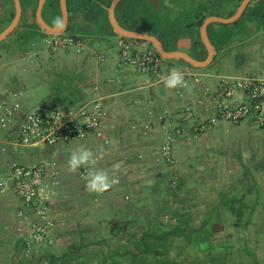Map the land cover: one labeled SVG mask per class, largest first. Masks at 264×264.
I'll return each mask as SVG.
<instances>
[{
  "label": "crops",
  "instance_id": "0c3cea01",
  "mask_svg": "<svg viewBox=\"0 0 264 264\" xmlns=\"http://www.w3.org/2000/svg\"><path fill=\"white\" fill-rule=\"evenodd\" d=\"M121 1L116 8L121 17L120 19L117 15L120 23L123 20L138 25L140 18L132 22L127 17V10L130 9L137 14L141 12L149 22V24L145 22L141 30L152 32L160 39L162 35L164 46L186 51L199 59H205L208 55V48L201 33L203 23L198 24L200 19L204 16L229 17L236 12L242 2V0H125L121 5ZM40 2L41 0H25L23 3L21 0L23 10L19 24L0 41V84L5 96L10 101H19L22 108L27 111L39 104L37 99L40 94L33 86L49 83L54 89L45 96L51 100V104L47 105L74 107L93 99H100L108 112L104 122L105 137L91 135L87 139H78L76 143L66 145H24L16 142L12 133L0 126V153L9 159L8 170L13 160L30 164L51 160L56 163L55 170L58 173L62 159L69 160L72 151L83 146L97 154L102 153V158L95 166L97 169H107L111 172L112 166L119 164L120 167L115 173L119 182L112 188L122 191L129 186V180L140 175L141 170L144 168L149 170V164H154L152 163L154 158L159 160L158 149L171 125L182 121L183 108L194 105L196 110H200L197 99L204 88L214 90L224 76L243 77L253 74L264 77V28L259 26L260 28L246 40L224 45L227 42L226 38L233 34L232 24L251 20L253 23L245 25L248 29L256 27V21L259 25L264 24V0H251L243 16L235 23L209 24V36L215 52L219 53L209 66L197 68L182 59L167 60L169 68L163 76L175 66L184 73V77L200 75L202 78L201 83H192L187 85V88L179 87L174 90L166 89L161 79L156 81L149 73H138L122 66L117 46L120 35L109 21V6L112 0H88L86 5L82 6H76L77 1H73L75 13L83 9L90 21L79 28L77 24V32L69 33L77 36L78 44L57 51L50 49L46 43V38L54 33L48 32L38 23ZM190 2L193 8L187 9L186 4ZM17 8L16 0H0V33L14 20ZM42 13L47 21L61 16L59 4L53 0H46L43 3ZM162 13L165 14V18ZM154 15L158 17L154 19L166 21L165 29L149 30L151 27L155 28L154 21H151L153 17H150ZM168 21L172 23L168 25ZM72 23L74 25L76 23L73 17ZM137 43L141 47L149 46V42L144 40ZM217 58H223L221 66L234 61L235 70L218 71L214 69L216 67L211 69ZM250 67L258 74L245 70ZM201 108L203 118L211 116L215 111L211 103ZM146 123H150V128H145ZM187 127L177 140L175 154L177 148L180 150L188 148L190 141L185 140L186 138L200 136L194 135L193 128ZM183 154L180 158L186 162L188 155ZM159 161L171 168L178 166L177 155L174 164ZM82 168L75 173L71 172L70 176L73 174L74 177L86 179L80 174ZM183 175H188L186 169H183ZM185 186L186 189L190 187V182H186ZM181 191H185L184 188ZM44 194L54 201V193L47 195L44 189ZM119 200L118 204L124 206L122 195ZM135 201L133 200L134 204L138 203ZM212 212L210 210L205 213L204 220L200 223L202 228L206 220H210L211 223L215 218ZM209 228H213V223Z\"/></svg>",
  "mask_w": 264,
  "mask_h": 264
},
{
  "label": "rangeland",
  "instance_id": "374dc122",
  "mask_svg": "<svg viewBox=\"0 0 264 264\" xmlns=\"http://www.w3.org/2000/svg\"><path fill=\"white\" fill-rule=\"evenodd\" d=\"M87 1L76 2V6L86 5ZM22 2L25 3V0ZM69 6L72 8L75 4L69 0ZM150 17H153L151 21H154L155 28L149 30L161 31L167 27L166 21L154 19L158 18L155 15ZM83 23L74 25L71 21L66 33H76L77 28L84 26ZM170 23L168 21V25ZM239 24H232L231 30ZM221 59L217 58L211 69L235 70L234 61L221 66ZM245 70L258 74L252 67ZM33 87L40 94L37 99L39 104H51V100L45 96L54 89L52 84L39 83ZM185 140L190 141L189 146L186 150L177 148L175 163L178 166L175 168L154 158V164H149V170H141L139 176L129 180L126 189L118 191L111 188L103 194L88 192L86 179L74 177L73 174V177L70 176L68 159H62L60 171L58 169L56 173L59 183L52 201L54 215L58 219L57 241L54 245L37 248L32 256L24 257L31 259L45 254L63 255L72 252L75 255L71 264H79L81 261L85 264H101L103 258L113 254L123 243L129 242L124 246V251L134 250L140 236L147 230L159 232L169 229L183 218L188 220L189 225L197 226L210 210L215 216V220L211 221L214 229L212 236L223 239L234 235L233 221L239 216L238 205L245 209L243 219L250 220L259 232L264 230V222L261 220L264 217V129L248 120L241 123L223 122L211 127L198 138ZM183 153L188 155L186 162L180 158ZM8 160L0 153V181L7 180L6 185H0V264H19V261H14V254L18 243L23 244L17 215L22 202L9 177ZM183 169L187 170L188 175L182 176ZM174 172L179 177L176 188L170 186ZM186 182H190L187 189ZM182 188L185 191H181ZM121 195L125 201L124 206L118 204ZM133 200L138 203L135 201L134 204ZM251 203L257 205L256 212L249 208ZM186 208L188 211H185ZM114 219L125 223V227L116 234L110 231V220ZM243 219L239 222V228L244 225ZM209 223L210 220L203 223V234L210 230ZM185 238L186 234L172 237L167 246L169 254L182 252ZM200 240L203 249L208 250L214 244L210 237ZM221 246L215 247L220 250ZM92 252L97 254H88ZM122 259L123 264H130L126 261L127 256ZM111 261L108 263L111 264Z\"/></svg>",
  "mask_w": 264,
  "mask_h": 264
},
{
  "label": "built area",
  "instance_id": "2783aa9c",
  "mask_svg": "<svg viewBox=\"0 0 264 264\" xmlns=\"http://www.w3.org/2000/svg\"><path fill=\"white\" fill-rule=\"evenodd\" d=\"M46 43L53 51L79 43L77 36L61 32L51 34ZM119 59L127 69L138 73H149L157 81L169 68L167 59L153 46L141 47L126 37L117 42ZM187 85L201 83L200 75L185 77ZM200 110L188 105L182 110V121L171 125L157 157L168 164L176 162L175 146L187 126L194 135H201L221 122L241 123L252 121L264 129V77H222L214 90L204 88L197 99ZM214 113L203 118L201 106L210 104ZM108 112L100 99H93L80 106L61 107L47 104L35 105L24 110L17 100L10 101L0 84V126L12 133L15 141L24 145L48 146L69 144L74 140L87 139L91 135L104 138V122ZM150 128V123L145 124ZM56 163L43 160L35 164L13 160L10 163V178L16 195L21 200L18 209V230L23 235L25 255L32 256L36 249L54 245L57 241L58 219L54 215L51 198L59 183ZM80 174L85 177L86 169ZM170 186L179 184L177 173L171 177ZM7 180L0 181L6 185Z\"/></svg>",
  "mask_w": 264,
  "mask_h": 264
},
{
  "label": "flooded vegetation",
  "instance_id": "af4514ba",
  "mask_svg": "<svg viewBox=\"0 0 264 264\" xmlns=\"http://www.w3.org/2000/svg\"><path fill=\"white\" fill-rule=\"evenodd\" d=\"M54 2L59 4L60 7V18L62 19V8H61V0H53ZM73 1L82 0H70ZM69 6V0H68ZM75 7L69 6L70 17L72 18L75 14ZM116 15H118V11L116 9ZM49 22L53 23L54 19H49ZM160 38V37H159ZM162 38V37H161ZM163 39V38H162ZM161 39V40H162ZM166 46V45H165ZM237 211L239 212V216H236L233 221L234 232L231 237H224L223 239H215L212 234L214 229H210L207 233L203 234V228L198 225H189L188 220L183 218L179 220L177 224H184L188 229L185 231L183 235L186 234V243L184 245V249L182 252L177 254H169L168 247L166 250H155L150 263L152 264H264V230L259 232L258 227L256 228L249 222L250 220L243 219V215L245 213V209L238 205ZM249 208L256 212L257 205L251 203ZM185 211H188L186 208ZM188 213V212H186ZM244 221V225L239 226L240 220ZM215 220V218H214ZM264 222V217L261 219ZM248 221V222H247ZM213 223V222H212ZM257 223V222H256ZM251 224V225H250ZM125 227L124 222H119L118 220H110V231L113 234H116L120 231L121 228ZM189 228L195 230V232H191ZM237 229H241L242 231H238ZM154 230V229H153ZM211 232V234H210ZM181 235V236H183ZM180 236V237H181ZM174 237V236H173ZM207 237H211L214 240V244H212V248L203 249L202 242L200 239H206ZM207 240V239H206ZM129 244V242H126ZM136 243V241H135ZM231 243V244H230ZM124 244V243H123ZM123 244L119 245L117 249H115L114 253L108 257L102 259L101 264H109L108 261L112 259L111 264H121L122 258L127 254L126 251L123 250ZM230 244V245H229ZM218 245H222L220 250H217ZM122 246V247H121ZM119 250L118 253L116 251ZM204 255V256H203ZM174 258H178L177 262H173ZM122 259V260H120ZM159 259V260H158ZM123 264V263H122Z\"/></svg>",
  "mask_w": 264,
  "mask_h": 264
},
{
  "label": "water",
  "instance_id": "95a60500",
  "mask_svg": "<svg viewBox=\"0 0 264 264\" xmlns=\"http://www.w3.org/2000/svg\"><path fill=\"white\" fill-rule=\"evenodd\" d=\"M45 1L46 0H41L40 2V7L38 9V19H37L38 23L45 30L51 33L67 32L69 25L72 21V18L70 17V13H69V6L67 3V0H61L62 20L64 22L62 28H57L55 25L50 24L46 20V18H44L43 13H42V6ZM120 1L121 0H112L109 6V21L112 27L115 29V31L120 36L126 37L134 42H138L141 40L149 42V46H153L155 49H157L160 52V54L167 60L182 59L194 67L205 68L209 66L219 54L215 52L214 44L209 36V32H208L209 24H211L212 22H223L227 24H232V23L237 22L243 16L251 0H242L236 12L229 17L209 16L204 20L201 26V33H202L203 40L208 48V55L205 59L196 58L190 53L183 51V50L165 48L162 40L156 34L152 32L141 30V29L134 30V29H130V28L123 26L119 22L117 15H116V8ZM16 2H17L18 8H17L15 18L11 22V24L3 32L0 33V41L5 39L19 24L23 7L21 4V0H16ZM191 3L192 2L186 4L187 9L193 8V5L191 7ZM162 15L165 18V14L162 13ZM73 18L76 23H79V24L81 23V25L83 22H84L83 24H87V22L90 21V18L88 19L86 18L83 9H80L78 12H76ZM256 22H257L256 27H254L253 29H248L245 27L246 24L253 23V21L249 20V21L242 22L237 28H235L234 30H231L233 34L230 38L228 37L226 38L227 42L224 45L228 46V45L235 44L237 42L246 40L254 32H256V30H258L260 27L264 28V24L259 25V22L258 21Z\"/></svg>",
  "mask_w": 264,
  "mask_h": 264
},
{
  "label": "trees",
  "instance_id": "16d2710c",
  "mask_svg": "<svg viewBox=\"0 0 264 264\" xmlns=\"http://www.w3.org/2000/svg\"><path fill=\"white\" fill-rule=\"evenodd\" d=\"M125 2V0L121 1V5ZM127 17L132 20V22H136L139 18V24L136 25L129 23V21H123L121 20V24L127 28L139 30L141 29L142 25L146 22L149 24L146 17H144L143 13H136L135 11H132L130 9L127 10ZM206 16L202 17L199 21V25L203 23ZM152 28V27H151ZM150 29V28H149ZM155 31V30H151ZM167 49H172L169 46H165ZM187 226V225H186ZM184 224H177L169 229H164L162 231H156V230H147L145 231L141 236L139 241L136 243V247L134 250H128L125 256L128 257L126 261H129L130 264H152L150 261L152 259L153 254L155 253V250H166L167 246L169 245V240L173 236H181L185 233V231L188 229ZM191 232H195L194 229L189 228ZM104 242V241H100ZM92 244H95L92 242ZM127 243H124L122 246H126ZM121 246V247H122ZM25 245L19 244L17 246V252L14 254V261H19V264H71V260L74 257V253L69 252L65 253L63 255H55V254H45L40 255L39 257H31V259H27L24 257L25 252ZM206 249V248H205ZM119 250L116 251L118 253ZM91 256L95 255L97 253H88ZM159 260V259H158ZM178 258H174L173 262H177ZM79 264H85L83 261L78 262ZM77 264V263H76ZM208 264V263H207Z\"/></svg>",
  "mask_w": 264,
  "mask_h": 264
},
{
  "label": "clouds",
  "instance_id": "9594fccd",
  "mask_svg": "<svg viewBox=\"0 0 264 264\" xmlns=\"http://www.w3.org/2000/svg\"><path fill=\"white\" fill-rule=\"evenodd\" d=\"M53 23L57 28H62L64 22L60 17H56ZM160 79L166 89L187 88L184 73L175 66L169 70L167 75L162 76ZM101 158L102 153L97 154L92 149L81 146L72 151L68 160L69 171L75 173L81 167L86 169L85 187L90 193L103 194L119 182L115 177V173L120 167L119 164H114L111 172L107 169H97L95 166Z\"/></svg>",
  "mask_w": 264,
  "mask_h": 264
}]
</instances>
